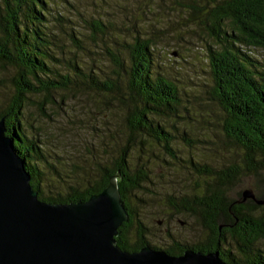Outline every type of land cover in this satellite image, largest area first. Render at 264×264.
I'll return each instance as SVG.
<instances>
[{
  "label": "trees",
  "instance_id": "16d2710c",
  "mask_svg": "<svg viewBox=\"0 0 264 264\" xmlns=\"http://www.w3.org/2000/svg\"><path fill=\"white\" fill-rule=\"evenodd\" d=\"M177 1L181 7L199 11V19L213 41L207 45L211 81L206 95L222 113L218 127L224 145L239 158L220 167L188 158L201 182L168 203L172 211L192 216L205 233L192 244L171 240L163 250L171 255L185 249L217 251L227 264H264V251L258 246L264 239V203L250 198L237 202L241 192L237 197L229 194L244 175L264 172V59L251 52L252 48L264 49V0ZM47 5V0H0V64L14 69L10 76L0 77V84L8 81L12 87L6 102L0 104L5 134L24 160L30 183L41 200H85L101 191L109 176L117 175L121 199L128 211V219L118 227L117 244L130 252L143 245L158 248L149 244L147 227L129 203V193L144 187L149 178L144 165L131 167L129 153L135 145L145 147L151 142L175 157L179 138L193 141L190 132L168 121L181 116V107L189 109L183 104L181 89L174 79L156 70L153 40L139 33L120 43L123 55L108 50L116 66L112 76L97 78L92 70H82L75 61L70 62V72H78L75 77L70 72H60L53 66L61 58L55 34L47 24ZM96 24L100 28V23ZM72 38L78 41L73 34ZM88 83L107 92L123 109L127 140L99 164L97 174L82 186L74 183L64 192H45V171L57 170L48 160L43 141L28 130L25 108L35 101L34 95L41 94L43 100L38 108L44 112V102L52 100V91ZM257 198H264V194Z\"/></svg>",
  "mask_w": 264,
  "mask_h": 264
},
{
  "label": "rangeland",
  "instance_id": "374dc122",
  "mask_svg": "<svg viewBox=\"0 0 264 264\" xmlns=\"http://www.w3.org/2000/svg\"><path fill=\"white\" fill-rule=\"evenodd\" d=\"M47 2V24L55 34L61 58L53 66L60 72H70V62L75 61L82 70H92L97 78L112 76L116 66L108 50L123 55L120 43L130 41L135 33L152 38L156 70L174 79L181 89L183 104L189 108L188 113L181 107V116L168 121L179 130L186 129L194 139L186 142L179 138L175 157L156 143L149 142L146 148L135 145L129 153L130 165L147 167L149 178L144 187L129 193V203L147 227L145 236L149 244L163 249L171 240L183 244L196 242L205 230L189 214L172 211L168 203L169 199L190 192L201 182L188 158L218 167L239 158L224 145L218 127L222 113L206 95L205 89L211 81L207 45L213 41L199 19V11L181 7L177 0ZM72 34L78 41L73 40ZM251 52L264 59V49L252 48ZM13 72L11 66L0 64V77H8ZM70 74L75 77L78 72ZM96 87L88 83L56 89L52 91V100L44 102V112L38 108L43 96L36 94L35 101L25 108L28 130L43 141L48 160L57 170L45 171V192H64L74 183L82 186L87 178L97 174L99 164L113 156L117 146L127 140L123 109L107 92ZM11 93L8 81L0 84V104ZM246 187L256 196L264 194V172L244 175L229 194L237 197ZM258 246L264 251V239Z\"/></svg>",
  "mask_w": 264,
  "mask_h": 264
},
{
  "label": "water",
  "instance_id": "95a60500",
  "mask_svg": "<svg viewBox=\"0 0 264 264\" xmlns=\"http://www.w3.org/2000/svg\"><path fill=\"white\" fill-rule=\"evenodd\" d=\"M4 115V114H3ZM0 118V264H227L217 251L185 249L171 255L143 245L126 251L117 244L118 227L128 219L117 184L109 176L105 187L85 200L48 202L37 196L24 160L5 134ZM237 202L257 198L251 188ZM160 222V220L158 221Z\"/></svg>",
  "mask_w": 264,
  "mask_h": 264
}]
</instances>
